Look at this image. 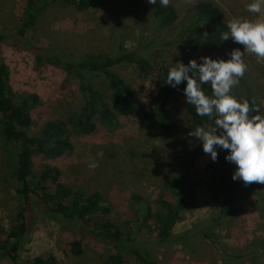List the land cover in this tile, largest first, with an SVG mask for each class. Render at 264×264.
I'll use <instances>...</instances> for the list:
<instances>
[{
  "label": "rangeland",
  "instance_id": "374dc122",
  "mask_svg": "<svg viewBox=\"0 0 264 264\" xmlns=\"http://www.w3.org/2000/svg\"><path fill=\"white\" fill-rule=\"evenodd\" d=\"M24 1L0 0V34L4 36L0 48L9 71L10 85L15 93L35 92L44 102L43 108L32 112L31 133H38L49 118L62 119L67 122L72 144L71 150L60 158L35 155L33 171L39 173L46 164L57 166L67 186L80 189L84 196L100 192L102 202L110 206V211L95 216L90 230L82 232L77 220L69 221L51 212L37 198L33 199L32 225L19 249L21 264H31L35 257L49 256H54L57 264H106L113 252L112 244L92 232L95 222L106 218L124 234L138 227L139 235L150 242L149 248L161 264H231L222 248L208 242L199 244L194 253L182 245H155L151 222L140 219V202L133 197L147 199L155 210L157 199L172 198L164 185L165 180L175 173L186 175L195 202L181 212L174 226V231H180L221 204L222 195L213 190L216 177H227V186L236 183L231 179L235 165L224 159L227 150L218 149L217 159L213 162L202 151L200 142L187 135L197 125L186 110L188 103L183 91L174 90L166 102L165 108L176 118V125L165 132L143 116L156 94V81L141 79L134 64L121 63L115 70L135 88L137 110L128 115L117 113L114 127L99 123L93 133L83 134L69 121L78 105V95L72 87L74 83L67 89L61 86L66 75L60 67L44 64L36 69L33 50L43 46L77 60L87 54H117L121 46L127 52L145 57L153 67L150 71H156L160 65L172 66L177 61L187 64L190 59L199 61L202 56L227 59L225 52L239 48L247 70L232 87L231 94L238 100L254 96L260 113L264 114V62L257 63L254 54L244 52L243 46L231 39L216 49L191 50L182 42L184 37L196 35L188 30L199 23L196 7L200 2H212L226 24L234 17L264 21V8L260 14L247 12L246 4L250 0H169L168 5L175 8L177 16L170 25L162 27L153 15L158 5H150L147 0H98L95 6L85 10L71 3L57 2L42 12L24 38L18 32ZM90 80L108 100L103 77L93 75ZM93 162L97 166L90 168L89 164ZM6 163L0 150V179L3 180L0 184V229L3 231L15 226L21 209L14 177L4 180ZM42 182L43 189H53L49 182ZM240 203V210L229 217L225 228L220 230L222 243L227 251L254 250L258 261H264V204L254 196L246 197ZM81 234L82 253H66L69 242ZM123 256L124 264H140L129 251H123ZM0 264H12V261L0 254Z\"/></svg>",
  "mask_w": 264,
  "mask_h": 264
},
{
  "label": "trees",
  "instance_id": "16d2710c",
  "mask_svg": "<svg viewBox=\"0 0 264 264\" xmlns=\"http://www.w3.org/2000/svg\"><path fill=\"white\" fill-rule=\"evenodd\" d=\"M98 0H25L22 6V24L19 34L27 38L28 32L37 22L38 17L48 6L65 2L85 10L96 5ZM197 21L188 31L196 34L182 39L187 49L200 47L216 49L225 41L220 40V33L227 31L226 23L219 9L210 1H203L196 7ZM153 15L160 26L170 25L177 16L173 6L156 7ZM4 36L0 34V41ZM117 54H87L77 60H72L62 51L38 46L33 50L36 69L44 64L60 67L65 72V79L61 83L65 89L74 85V91L78 95L77 109L69 121L83 134L93 133L98 124L114 127L116 114H133L138 108V100L135 88L116 70L121 63H132L138 68L141 79H154L157 83L156 94L152 96L151 105L144 110V118L157 124L165 132L172 130L176 125V118L165 108L167 100L174 90H183L185 82L177 88L165 84L168 65L156 67V71H150L153 67L143 56L127 52L120 46ZM201 61H197L200 63ZM187 65V64H185ZM102 76L108 90V100L104 93L90 80V76ZM9 71L2 57L0 48V150L7 161V175L4 180L14 177L15 191L21 199V209L18 211L17 223L8 231L0 229V254L11 259L12 264H21L19 249L21 243L28 235L31 225L35 202L46 205L51 212L72 221L77 220L81 231L90 230L91 222L97 215L109 213L110 206L102 202L101 193L94 191L84 196L80 189H73L62 181L61 169L57 166L46 164L39 173L33 171V158L42 154L47 158H60L68 153L72 144L69 140L67 122L62 119H47L38 133H31L33 125V110L44 107V102L35 92L15 93L9 82ZM202 89L206 95L211 96L210 87L205 84ZM239 101H247L250 108H258L257 99L254 96L241 98ZM187 112L192 121L198 126L211 124L208 117L197 116L195 108L187 104ZM235 166L231 171V175ZM228 178L218 176L214 180L213 190L222 195V202L212 209L207 216L190 224L183 230L174 231L182 211L191 207L195 202V194L189 180L183 173L172 174L165 180V187L172 198L161 197L156 201V209L147 199L137 195L140 204L138 213L140 219L151 222L155 233V245L186 247L190 253H194L201 243H210L222 248L231 264H239L250 261L253 264H264L254 250L248 249L242 252L225 250L222 243L220 230L225 228L226 221L241 208V201L249 196H254L258 202L264 204V183L244 184L240 180L231 186H227ZM3 180L0 179V184ZM42 181L53 185L52 190L42 188ZM32 216V217H31ZM88 226V227H86ZM139 228L133 227L128 234L110 219L106 218L95 222L92 232L102 240L112 244L113 252L109 255L106 264H124L123 251L134 254L140 264H161L159 259L149 248L150 242L141 238ZM80 231V230H79ZM80 231V232H81ZM5 234V238L2 235ZM153 244V243H152ZM256 245H253L255 247ZM66 253L79 255L83 251L82 234L78 239L69 242ZM31 264H57L54 256L48 258L35 257ZM207 264H216L209 262Z\"/></svg>",
  "mask_w": 264,
  "mask_h": 264
},
{
  "label": "clouds",
  "instance_id": "9594fccd",
  "mask_svg": "<svg viewBox=\"0 0 264 264\" xmlns=\"http://www.w3.org/2000/svg\"><path fill=\"white\" fill-rule=\"evenodd\" d=\"M150 5L167 7L169 0H147ZM264 0H250L246 11L260 14ZM227 31L220 33V40L231 39L243 46V51L254 54L257 63L264 62V21L234 17L228 21ZM227 59L208 56L190 59L185 65L177 61L168 67L165 84L177 88L185 82V102L195 108L197 116L208 117L211 124L195 126L187 133L201 144L202 151L215 162L217 150H227L224 159L235 165L233 181L244 184L264 183V114L247 101H239L231 89L247 70L239 48L225 52ZM207 84L211 96L205 94L202 85ZM97 165L93 162L90 168Z\"/></svg>",
  "mask_w": 264,
  "mask_h": 264
}]
</instances>
